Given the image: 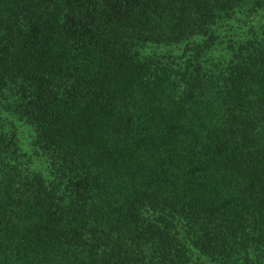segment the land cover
Wrapping results in <instances>:
<instances>
[{
	"label": "trees",
	"instance_id": "obj_1",
	"mask_svg": "<svg viewBox=\"0 0 264 264\" xmlns=\"http://www.w3.org/2000/svg\"><path fill=\"white\" fill-rule=\"evenodd\" d=\"M0 264H264V0H0Z\"/></svg>",
	"mask_w": 264,
	"mask_h": 264
}]
</instances>
